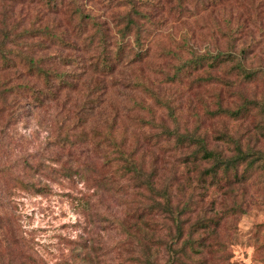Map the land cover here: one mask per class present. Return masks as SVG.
I'll return each mask as SVG.
<instances>
[{
	"label": "rangeland",
	"instance_id": "374dc122",
	"mask_svg": "<svg viewBox=\"0 0 264 264\" xmlns=\"http://www.w3.org/2000/svg\"><path fill=\"white\" fill-rule=\"evenodd\" d=\"M136 32L148 49L139 61ZM0 41V264H264V0H0ZM14 42L76 91L50 76L53 95L30 98L46 83L9 52ZM241 46L253 77L230 60L180 69ZM240 104V115L217 112ZM103 111L118 140L169 155L155 173L180 231L106 160L118 155ZM161 123L188 140L155 141ZM196 138L246 159L212 175Z\"/></svg>",
	"mask_w": 264,
	"mask_h": 264
},
{
	"label": "trees",
	"instance_id": "16d2710c",
	"mask_svg": "<svg viewBox=\"0 0 264 264\" xmlns=\"http://www.w3.org/2000/svg\"><path fill=\"white\" fill-rule=\"evenodd\" d=\"M211 1H216V0H211ZM208 4H212L211 2H208ZM137 6V3H132L131 7ZM128 23H135L131 19H129ZM127 25V24H126ZM134 25L130 26V29H133ZM127 34V33H126ZM125 35V34H123ZM55 38L62 39L59 35H54ZM140 34L136 32L134 34V45L131 44L130 49L128 52L132 53V60L133 61H139L142 60L146 55L148 49H145L143 46L140 45ZM123 43V42H122ZM3 45V46H2ZM125 44L119 46L120 49L116 52L115 57H119L118 53L123 52V47ZM4 47V44L2 41H0V52L1 48ZM245 46H241L239 48V51L235 50H218L216 51L215 54H212L211 52H205L204 54H200V57L193 56L190 61L185 60L181 64L180 69H188L192 67L193 65H202L205 60L209 59V63L211 66L219 65L220 63L230 60L234 62L233 68L237 69L238 73L241 74L243 78H250L253 77L255 74V71L257 70L255 68H247L245 65V58L243 51L245 50ZM9 52L13 54L15 57L19 58L20 60H24L26 63L25 66L27 68L32 69L34 73L37 75V77H43V80L45 81V87H43V90L38 88L37 86H32L30 87V93L31 96L30 98L33 97L34 100L38 101H43L41 99H45V97L50 94L53 95V91L50 89V85L48 86L50 76L57 77L59 78L58 85L59 89H64V88H70L71 90L76 91L77 83L73 80L70 79H63L60 74L55 73L54 71L50 72L48 69H44L42 66H39V59L34 57H30L26 52H23L22 49L18 46L17 42L13 43V46L9 49ZM3 54V53H2ZM243 54V55H242ZM107 56L104 57L103 61L100 63V59L95 62V65L100 63V66L98 69L101 71V73H106L108 71H111L112 69V63H109L107 60H105ZM107 59V58H106ZM117 61V59H116ZM139 81V80H138ZM102 85V84H101ZM139 86H141L145 90H150L146 84L144 83H139ZM88 86V85H87ZM89 87V86H88ZM151 91V90H150ZM23 92V91H22ZM25 92V91H24ZM43 97V98H42ZM57 98V97H55ZM53 98V99H55ZM79 101H81L80 98H74L72 103H74L72 111L74 113L79 112ZM250 103V101H245V103ZM243 104H240L239 107L236 109H230V108H219L218 113H224L226 115L230 116H237L241 112V107ZM80 108V107H79ZM262 108L264 109V103L262 105ZM75 109V110H74ZM123 111H131L129 108H122ZM104 116V122L106 125L105 129H102V137L105 139L106 144L109 142V144H113L115 147L114 151L117 153V158L118 161H116L117 158H113L112 156H108L106 160H114L112 161L113 165H117L114 167V172H119L122 173V175H126L129 173L130 176L136 178V181L139 183L140 190L144 191L145 194H149V198L153 202V206H151L148 202L145 204L144 209L147 211H153L156 212L155 215H161V219L168 218L170 220V228L175 227V229H181L180 226V214L174 211V203H173V198L170 195V190L169 186L167 185H160L159 178L156 175V170L160 168L161 166L159 163L165 165L166 164V159L164 158L165 156L169 155H162L160 152L163 150L158 151L157 149L154 148L153 144L151 145V148H144V150L140 147H136V144L133 145H128L127 143L124 142L123 139H117L119 135L115 133V129L113 128V124L110 122L109 116L104 115V111L102 113ZM124 115L128 116V113H124ZM240 115V114H239ZM153 119V117H152ZM161 127L160 133L155 134V141L159 139H163L167 142H169L172 138L174 137L173 142L178 145L183 143L185 140H188L187 134L184 132H178L174 131V129H169L168 126H166L164 123L159 124ZM161 134V135H160ZM117 139V140H116ZM196 142L198 143V148L200 151L203 153L202 157L209 158L210 160L212 158L213 161H215L216 166L211 168L209 170L212 175L217 174V168L222 167L224 169H229V167H233V165H236V163L239 161L238 159H246L245 154H238V155H232V156H223L220 153H217L214 150H211L208 148L207 144L204 142V139L196 138ZM146 153H151L150 156L148 157V160L146 161ZM198 152V150L196 149ZM116 157V156H115ZM117 163V164H116ZM144 192H141L142 195ZM164 213V215H162ZM167 214V215H166ZM167 225V224H166Z\"/></svg>",
	"mask_w": 264,
	"mask_h": 264
}]
</instances>
